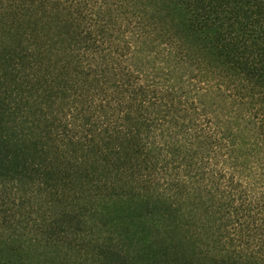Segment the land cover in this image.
<instances>
[{"label": "trees", "instance_id": "1", "mask_svg": "<svg viewBox=\"0 0 264 264\" xmlns=\"http://www.w3.org/2000/svg\"><path fill=\"white\" fill-rule=\"evenodd\" d=\"M0 264H264V0H0Z\"/></svg>", "mask_w": 264, "mask_h": 264}]
</instances>
